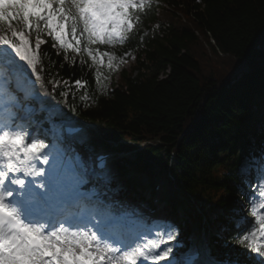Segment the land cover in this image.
<instances>
[{"label": "trees", "instance_id": "trees-1", "mask_svg": "<svg viewBox=\"0 0 264 264\" xmlns=\"http://www.w3.org/2000/svg\"><path fill=\"white\" fill-rule=\"evenodd\" d=\"M162 1L138 13L124 43L96 46L117 52L112 69L86 54L68 52L65 61V51L42 36L46 74L58 91H71L81 117L107 119L108 137L145 142V167L171 174L177 200L198 221L224 225L216 210L237 203L235 170L264 144V0ZM127 52L135 57L128 68ZM231 230L211 236L217 258L247 253Z\"/></svg>", "mask_w": 264, "mask_h": 264}, {"label": "snow or ice", "instance_id": "snow-or-ice-1", "mask_svg": "<svg viewBox=\"0 0 264 264\" xmlns=\"http://www.w3.org/2000/svg\"><path fill=\"white\" fill-rule=\"evenodd\" d=\"M150 3L0 0V63L10 73L0 81V264H173V248L161 249V244L175 234L139 242L126 221L93 201L95 192H82L84 175L29 132L21 115L25 96L18 95L31 75L43 82L38 68L47 41L42 36L65 51V61L68 52L86 54L98 65L106 57L112 69L116 58L96 46L124 43ZM41 165L50 167L46 171ZM257 180L250 201L254 220L242 218L247 227L236 240L247 253L235 252L229 264H252L251 254L260 258L256 264H264V159L257 164Z\"/></svg>", "mask_w": 264, "mask_h": 264}, {"label": "rangeland", "instance_id": "rangeland-1", "mask_svg": "<svg viewBox=\"0 0 264 264\" xmlns=\"http://www.w3.org/2000/svg\"><path fill=\"white\" fill-rule=\"evenodd\" d=\"M111 54H113V53H111ZM114 56V55H113ZM131 61V60H130ZM127 65H129L128 64V62H127ZM22 114V116H24V115H26L25 113H21ZM37 136L40 138V139H43L44 141H45V139H44V136H42V134H41V132L40 133H37ZM50 137L53 139V135H50ZM51 150V148L50 149H48L47 151H50ZM246 162V161H245ZM240 171V170H239ZM84 176L85 177H87V174H84ZM88 183H90V178H88L87 180H86ZM82 189V188H81ZM243 189L242 188H240V189H238L236 192H241ZM128 203H125L124 204V206L125 207H128ZM130 215V214H129ZM120 219H122L121 217H119ZM123 220V219H122ZM124 221H126L128 224L129 223H133V225H130L131 226V231H132V233H134V235L135 236H137L138 237V239H139V242H141L140 240V236L143 234V233H146V232H148L147 230H145V229H140V228H142L141 227V225L139 224H137L135 221H134V218L132 217V216H130V217H128V218H126ZM163 221L165 222V225H167L169 228H170V230H168V231H163L162 229H160L159 231V234H160V236L159 237H155L154 235H152V231L151 232H149V234H150V236H152L153 238L152 239H159V238H163L164 240H168V235H169V233H174L175 234V239L174 240H172L170 243H171V246L172 247H174V246H176V245H178V243H177V239H176V236H177V234H178V227H177V225L176 224H174L173 223V221L172 220H170L169 218H167L166 217V219H165V217L163 218ZM193 225H195V224H193ZM174 242V244L172 245V243ZM168 246H164L163 244H161V249H164V248H167ZM172 261V260H171Z\"/></svg>", "mask_w": 264, "mask_h": 264}]
</instances>
